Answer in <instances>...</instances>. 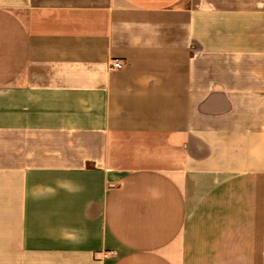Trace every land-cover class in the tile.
<instances>
[{
  "label": "crops",
  "instance_id": "obj_1",
  "mask_svg": "<svg viewBox=\"0 0 264 264\" xmlns=\"http://www.w3.org/2000/svg\"><path fill=\"white\" fill-rule=\"evenodd\" d=\"M0 264H264V0H0Z\"/></svg>",
  "mask_w": 264,
  "mask_h": 264
},
{
  "label": "built area",
  "instance_id": "obj_2",
  "mask_svg": "<svg viewBox=\"0 0 264 264\" xmlns=\"http://www.w3.org/2000/svg\"><path fill=\"white\" fill-rule=\"evenodd\" d=\"M123 63L118 58H111L108 62L109 69H118L122 67Z\"/></svg>",
  "mask_w": 264,
  "mask_h": 264
}]
</instances>
